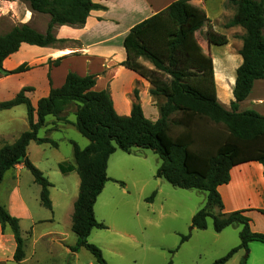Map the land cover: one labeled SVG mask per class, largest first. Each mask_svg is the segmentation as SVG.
Wrapping results in <instances>:
<instances>
[{
  "label": "trees",
  "instance_id": "16d2710c",
  "mask_svg": "<svg viewBox=\"0 0 264 264\" xmlns=\"http://www.w3.org/2000/svg\"><path fill=\"white\" fill-rule=\"evenodd\" d=\"M23 1L28 3L31 11L47 14L49 21L44 33L28 24H19L0 34L1 76L31 69L27 63L10 70L2 67L3 60L18 51L21 43L54 46L63 41L55 38V25L82 26L91 10L103 8L93 0ZM226 3L233 7L234 14L225 27L238 25L244 29L238 51L242 63L236 68L230 108L217 99L210 55L195 53L190 35L207 26L205 38L210 43L224 44L227 38L213 30L212 21L190 6L188 0L171 2L132 26L123 39L126 57L121 64L149 82V94L158 109L155 120L145 116L137 101L136 90L130 114L119 115L109 91L94 88L95 74L81 76L74 71L67 72L60 87H50L48 95L38 99L36 108L26 95L32 90L30 86H24L12 98L0 101V110L24 104L28 123V128L12 144L0 147V182L7 170L23 163L40 186L41 205L48 209L52 207L49 198L51 182L28 159L27 146L31 141L57 146L50 138L39 137L38 131L49 115L55 121L68 123L63 113L69 104L75 106L72 124L89 142L81 148L70 141L74 166L60 165L62 172L74 169L79 176L71 218V231L76 235L72 252L84 247L97 264H107L100 248L87 240L92 229L106 227L95 218L94 204L109 180L106 173L109 156L116 149L129 153L133 147L147 148L158 155L161 162L156 170L157 177L179 188L206 193L205 204L192 216L190 228L205 229L208 218L212 219L216 232L235 223L241 227L240 243L211 264H224L239 249H247L250 241L264 244V233L253 231L251 219L245 215L250 209L223 212L218 191L220 185L229 182L230 170L234 166L258 162L264 175V115L252 109L237 111L238 104L249 96L254 82L264 78V0H226ZM60 59L49 64L57 66ZM141 60L148 61L151 66ZM48 81L51 84L49 75ZM159 99L161 103H158ZM154 194L147 199L151 200ZM256 210L264 216V208ZM0 227L2 232L6 228L11 231L15 241L12 259L22 262L25 251L19 219L1 203ZM189 236L181 235L180 244ZM245 259L246 256L241 264Z\"/></svg>",
  "mask_w": 264,
  "mask_h": 264
},
{
  "label": "rangeland",
  "instance_id": "374dc122",
  "mask_svg": "<svg viewBox=\"0 0 264 264\" xmlns=\"http://www.w3.org/2000/svg\"><path fill=\"white\" fill-rule=\"evenodd\" d=\"M6 1H16L19 4V0ZM14 18L13 15L0 12V34L19 25L16 14ZM230 19L223 16L217 22L220 26H225ZM40 23L43 24L44 20ZM57 44L70 48L78 46L64 40L56 42L55 46ZM141 62L151 66L146 60ZM67 65L77 74L83 72L84 63L80 58H70L60 72ZM215 65L218 71L226 67L219 58L215 59ZM14 77L15 75H10L0 80V101L14 96L13 91L19 82ZM221 79L223 78L218 76L217 99L226 108H230L233 79L229 78V82ZM32 80L36 90L44 81L43 75L36 74ZM249 95L248 99L238 104L237 111L252 109L264 115V80H256ZM34 97L35 92L30 93L32 100ZM137 101L139 102L138 99ZM161 102L159 99L158 103ZM257 102L260 104H256ZM74 111L75 106L69 104L63 115L73 120ZM52 119L51 115L47 117L48 121ZM53 123L48 126L52 127L47 132L51 129L53 131L45 134V129L41 127L38 136H48L57 146L35 142L28 149L27 157L51 182L49 198L51 196L50 200L54 201V209L41 205L40 186L34 182L32 174L22 163L4 173L0 182V203L8 211V207L12 205L11 193L14 190L24 201L29 216H15L19 219L24 243V260L16 262L9 258L1 264H97L84 247L71 251L76 243V235L71 231L67 212L70 207L72 210L71 201L75 200L78 192L76 182L79 181V176L74 169L66 172L60 169V165L67 168L74 166L70 140L79 147L86 146L89 141L74 126L65 125L59 130L55 128L60 122ZM27 128V110L24 104L0 110V147L12 144ZM160 162L158 155L147 148L133 147L129 153L116 149L109 156L106 170L109 180L105 182L94 204L95 218L106 227L92 229L87 238L88 242L100 248L107 264H211L240 243L241 227L236 223L216 232L212 219L208 218L205 229L190 228L192 216L205 204L206 193L197 189L179 188L157 177L155 174ZM153 192L155 194L152 199L148 200ZM253 213H256L255 210ZM252 224L255 228L264 230L261 219L253 218ZM60 232L63 233L62 236L57 235ZM186 234L190 235L188 240L180 244V236ZM245 256L244 264H264V244L250 241L247 249H239L224 264H241Z\"/></svg>",
  "mask_w": 264,
  "mask_h": 264
},
{
  "label": "crops",
  "instance_id": "0c3cea01",
  "mask_svg": "<svg viewBox=\"0 0 264 264\" xmlns=\"http://www.w3.org/2000/svg\"><path fill=\"white\" fill-rule=\"evenodd\" d=\"M93 1L103 6V8L91 10L82 26L55 25L53 27V34L56 39L64 40V42H74L78 45L77 47L58 46L59 44L56 46H37L21 43L18 51L3 60L2 67L6 70L13 69L21 63H27L31 66L28 71L12 74L19 81L13 91V95L24 86L32 87V90L27 92L26 95L30 99L32 106L36 108L38 99L47 96L50 87L57 88L64 83L67 72L72 70L68 65L63 71L60 72V70L68 64L70 58L76 57L80 58L84 63L83 72H78V74L81 76L95 74L96 82L94 88L96 90L106 89L109 91L113 107L119 115L127 116L130 114L134 101V89L136 88L138 100L145 116L155 120L158 117V109L154 98L149 94V82L121 64L126 57L123 39L132 26L164 9L175 0ZM188 4L203 12L212 21L213 30L224 34L227 38V42L224 44L210 43L205 38V32L208 27L203 26L190 35L192 50L195 53L210 55L214 69L215 87L218 76L223 78L221 80L225 82H229V78H232L235 82L236 68L242 63V57L238 51L242 46L240 36L244 33V29L238 25L220 26L217 22L223 16L231 18L234 14L233 7L227 4L226 0H188ZM0 12L1 14L13 15V19H15L14 16L16 14V20L19 21V24H28L41 33L46 31L49 21L47 14L31 11L28 3L21 0H19V4L16 1L0 0ZM41 20H44L43 24L40 23ZM64 50L69 52L63 53ZM58 58L61 59L57 66L49 64V62H53ZM216 58H219L226 66L223 70L218 71L216 69ZM36 74L43 75L44 81L40 87L34 90L32 79ZM48 75L50 76L51 84H49ZM8 76L10 75H0V80L8 78ZM260 80H264V78ZM253 88L254 84L252 90ZM32 92H35L33 100L30 98V93ZM249 97L250 95L247 99ZM256 104L260 103L257 102ZM47 117L45 118V125L42 127L46 131L45 134L53 131L47 132L52 127L48 126L54 124L53 121H55L53 116L54 120L50 121H48L49 119L47 120ZM34 118L36 119V114H34ZM67 119L69 120L68 123H57L58 127L55 129L60 130L65 125L74 126L72 122L75 121V116L73 120L69 117ZM32 144H35V142L31 141L27 146V156L29 155L28 149L33 146ZM20 167L21 164H19ZM76 184L79 186V181ZM218 191L223 201V212L250 209L245 213L251 219V229L264 233V230L257 229L252 224L253 218L261 219L264 222V216L256 210L264 208V177L263 167L260 163L249 162L234 166L230 170L229 182L220 185ZM77 193L75 197H77ZM11 196L12 205L8 207L9 213L19 218L29 216L27 207L20 195L13 190ZM74 201V199L71 201L72 210L70 207L67 212L70 222ZM51 205L52 209H54V201L52 199ZM253 210L256 213H253ZM62 234L60 232L57 235L62 236ZM14 249L15 241L11 231L6 228L2 232L0 227V264L6 259H12Z\"/></svg>",
  "mask_w": 264,
  "mask_h": 264
}]
</instances>
